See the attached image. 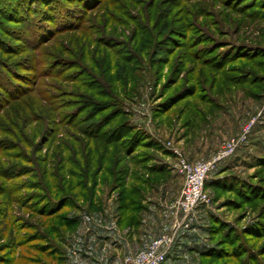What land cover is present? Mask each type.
<instances>
[{"label":"rangeland","instance_id":"obj_1","mask_svg":"<svg viewBox=\"0 0 264 264\" xmlns=\"http://www.w3.org/2000/svg\"><path fill=\"white\" fill-rule=\"evenodd\" d=\"M213 1L79 0L84 7L76 0H0V73L8 79L0 77V100L15 98L19 86L29 90L0 113V170L10 164L24 167L10 181L0 172V214L6 211L7 217L0 221V234L8 236L10 228L4 227L13 219L19 220L17 226H28L27 210L20 207L39 206L42 195L30 187L38 184L39 172L53 169L51 152L62 149L58 139L70 126L77 132L86 126L79 124L86 114L97 113L84 110L87 105L80 101L91 97L92 103L119 108L125 114L120 122L128 120L152 141L148 150H139L152 154L151 165L164 161L162 155L168 151L174 164L175 154L168 144L178 150L179 142L188 157L178 151L191 163L208 161L223 142L253 121L245 143L208 175L204 186L208 203L196 211L193 228L178 234L164 264H264V230L255 227L264 225V197L249 201L247 193L255 185L264 188V93L256 86L228 85L230 90L221 93L208 91L209 104L178 97L185 82L194 78L188 72L196 50H203L196 53L200 59L212 52L205 56L212 63V56L236 44L264 46V24L245 19L256 0L241 9V13L248 9L242 15L226 10L230 24L219 16L223 5ZM198 4L205 13L196 17ZM218 21L226 36L220 28L215 33L209 30ZM199 32L201 38L211 33L213 43L193 48ZM212 44L216 45L209 49ZM176 66L181 73L169 80ZM231 66L245 69L249 63ZM249 91L257 95L251 97ZM258 95L263 96L258 99ZM168 99L180 100L168 113L156 114ZM53 135L58 137L55 143ZM17 186L23 189H14ZM108 190V185L99 183L93 203H100ZM80 204L79 212L69 214L77 219L83 211L93 214L85 211V203ZM31 232H16L11 243ZM6 241H0V248ZM63 244L64 239L62 248ZM95 251L93 257L102 263L110 256L104 264H122L127 250ZM0 256L5 255L0 251Z\"/></svg>","mask_w":264,"mask_h":264},{"label":"trees","instance_id":"obj_2","mask_svg":"<svg viewBox=\"0 0 264 264\" xmlns=\"http://www.w3.org/2000/svg\"><path fill=\"white\" fill-rule=\"evenodd\" d=\"M76 1L79 2V0ZM191 1L194 3L200 1L203 4L201 0ZM252 2V0H216L212 4H222L223 9L219 13V16L223 17L224 15V18H226L228 16L226 10L242 15L248 9L242 13L241 9ZM79 3L82 4L83 2ZM82 5L86 7V4ZM250 9L254 10L253 12H247L248 14H246L245 19L264 24V13L261 12L264 10V0H256ZM203 12L205 13L204 8L201 4H198L193 14L197 17L198 14ZM207 13V18H211L208 10ZM232 22H234L233 19H231ZM221 23L219 21L214 22L213 25L211 24L212 26L209 25V30L215 33V29H219ZM228 23L230 24L229 21ZM239 23L235 24V28L238 27ZM221 34L224 35V31L221 30ZM202 35L203 32H199L196 36L193 48L201 43H213L214 36L211 33L207 37L201 38ZM261 36L264 37V30L261 31ZM214 45L216 44H212L209 49L214 47ZM217 49L214 48L213 50ZM196 51L193 53L195 56H190L194 61V65H192L191 70L188 72L194 78L185 82V87L182 88L183 91L182 93L180 91L178 97L195 99L199 103L209 104L212 101L209 98L210 93L208 91L211 93L216 91L221 93V91L230 90L228 85H233V87L249 85L252 88L256 86V90L264 93L263 45L236 44L232 50L220 52L212 56V63L210 61L212 58H205V56L212 55V52L205 53L204 58L200 59L198 57L200 55L196 53L198 51L202 53L203 50ZM239 61L249 63V66L245 69L231 66ZM127 62L125 61L124 63ZM178 71L180 74L181 69H179V66H176L171 72L169 80ZM1 76L7 79L3 73H0ZM23 81L25 82L26 80ZM9 86L12 85L9 83ZM0 89L3 88L1 87ZM16 91L15 93L19 94L15 98L9 97L0 100V113L11 101H19L29 93V90L23 86H19ZM249 93L251 97L257 95L256 92L249 91ZM258 96V99H260L263 95ZM91 99L90 97L89 99L83 98L80 100L83 101V105H87L84 110L90 108L97 111L96 114L92 112L84 114L85 118L82 121L80 120L79 124H87L86 126L79 128L78 132L77 127L70 126L69 132L66 134L62 133L61 139L53 135L55 137L52 138L53 143L58 139L57 143L59 144L60 142L62 149L51 152L54 161L53 169L39 172L38 184H33L30 187L31 191L35 190L41 193V202L38 207H20L27 210L29 219L27 227L20 226L22 224L17 226V223H19L18 219H13V221L5 224V231L10 228L8 230L10 232H8L7 237L3 236L4 234H0V241H4V238L7 239L1 245V247L4 245V247L0 248V251L5 255L3 257L0 256V264H64L65 258L62 256V250H64L62 248V241L78 225L77 216L75 214L70 215L69 213L79 212L81 210L80 203L86 204V212L97 210L98 205L93 203V198L99 183L108 185L109 190L116 192L117 223L122 226L136 221V217L142 210L141 200L144 187H150L159 182L168 173L167 168L163 165L149 164L152 162L153 156L149 152L144 151L148 150L152 141L148 140V137L145 139L144 132L131 125L128 120L120 122L119 119L125 117V114L119 112V108L104 106L99 101L92 103ZM172 100L174 101V99H168L161 103L159 106L160 110L156 114L168 113L179 101L173 102ZM81 113L83 111L79 112V115ZM75 129L76 132H71ZM130 133L133 134L129 137L128 134ZM141 149L145 150L140 152L139 150ZM15 159L18 160L19 158L16 157ZM23 170V166L10 164L1 169L0 172L5 177L7 175L9 177L8 181H10V179H15L16 173ZM20 186L14 189L20 191L23 189ZM247 193L249 201L253 199L258 200L260 197H264V188H258L255 185ZM14 201L10 200V203L13 204ZM30 201H34V199L30 198ZM3 205H6L5 201ZM4 208L6 210V207ZM5 213L6 211L0 214V221L7 219ZM82 213L84 214V211ZM2 214H4L3 217ZM255 227L264 230V225L256 224ZM26 230L32 231L31 234L25 235L20 241L14 240L15 242L11 243V240L15 238L16 232ZM178 238L177 236L172 248L175 246ZM237 248L239 247L236 246L233 250ZM32 255H35V257ZM169 256L170 252L166 256L165 261Z\"/></svg>","mask_w":264,"mask_h":264},{"label":"crops","instance_id":"obj_3","mask_svg":"<svg viewBox=\"0 0 264 264\" xmlns=\"http://www.w3.org/2000/svg\"><path fill=\"white\" fill-rule=\"evenodd\" d=\"M180 143H177L180 147L177 149L187 156ZM171 153L170 151L166 152V155H162L165 160L159 162V165L165 166L169 173L152 186L144 187L141 200L142 210L135 222L118 225L116 192L111 190L107 191L104 199H100V203L97 204L98 209L94 210L92 215L84 213L79 216L77 228L64 238V264L68 262L70 264V261H75L74 264L76 262L77 264L109 263L110 256L104 263H102V259L94 258L93 255H97L95 250H98V253H105L106 250H127L123 251V255L126 256L142 249L147 242L169 231L171 212L167 213L165 209L170 210L180 187L179 178L173 168L175 162L174 164L169 162L173 159L171 157L173 155H169Z\"/></svg>","mask_w":264,"mask_h":264},{"label":"built area","instance_id":"obj_4","mask_svg":"<svg viewBox=\"0 0 264 264\" xmlns=\"http://www.w3.org/2000/svg\"><path fill=\"white\" fill-rule=\"evenodd\" d=\"M253 121L236 137L223 142L220 150L208 161L191 163L178 150L168 146L176 157L174 170L180 178V187L171 204V224L167 233L147 242L142 249L123 257L122 264H163L180 232H186L196 223V211L208 203L204 183L223 161L232 157L245 143Z\"/></svg>","mask_w":264,"mask_h":264}]
</instances>
